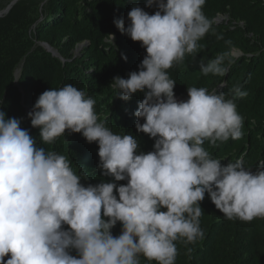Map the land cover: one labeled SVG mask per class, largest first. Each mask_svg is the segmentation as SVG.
<instances>
[{
    "label": "clouds",
    "instance_id": "1",
    "mask_svg": "<svg viewBox=\"0 0 264 264\" xmlns=\"http://www.w3.org/2000/svg\"><path fill=\"white\" fill-rule=\"evenodd\" d=\"M205 3L146 0L154 14L134 6L127 27L123 19L113 21L146 50L139 71L114 77L110 86L123 101L144 93L135 127L154 139L153 151L138 153V140L114 133L100 121L95 99L71 84L44 91L28 113L43 144L66 130L97 143L98 167L111 182L85 186L84 174L66 155L39 146L20 119L0 110V264H141V256L175 264L176 241L204 237L199 218L205 194L228 220L264 218V166L252 171L241 160L225 165L203 146L242 137L236 98L248 93L235 86L226 98L193 86L187 100L176 99V81L167 72L196 52L210 31L216 35ZM105 37L114 45V34ZM233 62L218 54L199 67L204 76L225 77ZM117 223L121 232L114 236Z\"/></svg>",
    "mask_w": 264,
    "mask_h": 264
},
{
    "label": "trees",
    "instance_id": "2",
    "mask_svg": "<svg viewBox=\"0 0 264 264\" xmlns=\"http://www.w3.org/2000/svg\"><path fill=\"white\" fill-rule=\"evenodd\" d=\"M145 5L146 0H19L0 18V110L6 118L20 119L21 127L37 139L39 146L66 155L77 174H84L81 183L85 186L113 179L102 175L98 167V144L67 130L53 144H43L39 129L31 127L28 113L44 91L71 84L95 99L94 110L100 121H106L114 133L131 134L138 140V153L153 151L154 139L135 127L134 113L144 93L123 101L110 86L114 77L127 79L129 73L139 71L146 56L140 42L122 34L113 21L123 19L127 27V15L134 6L149 14L157 10ZM203 12L214 21L216 35L222 34L224 39L218 40L210 31L198 41L196 52L186 54L182 62L167 70L176 81L175 98L187 100V88L193 86L215 89L226 98H232L235 86L246 91V97L236 98L237 111L244 119L242 137L218 141L215 146L206 141L203 146L225 165L241 160L255 171L264 166V0H206ZM109 34L115 36L114 45L105 37ZM229 40L231 45L225 43ZM234 52L238 55L233 56ZM218 54L234 61L227 75L204 76L200 64ZM117 183L126 185L127 181ZM200 207L204 237L192 243L176 241L175 264H264V218L228 220L207 194ZM111 231L118 236L121 225L117 223ZM140 261L155 264L142 256Z\"/></svg>",
    "mask_w": 264,
    "mask_h": 264
},
{
    "label": "water",
    "instance_id": "3",
    "mask_svg": "<svg viewBox=\"0 0 264 264\" xmlns=\"http://www.w3.org/2000/svg\"><path fill=\"white\" fill-rule=\"evenodd\" d=\"M17 1L19 0H11L10 3L3 10L0 11V18L4 17ZM42 46L47 52L51 53L52 56L57 57L55 51H53L47 44H42Z\"/></svg>",
    "mask_w": 264,
    "mask_h": 264
},
{
    "label": "rangeland",
    "instance_id": "4",
    "mask_svg": "<svg viewBox=\"0 0 264 264\" xmlns=\"http://www.w3.org/2000/svg\"><path fill=\"white\" fill-rule=\"evenodd\" d=\"M10 1L11 0H0V11L1 10H3L9 3H10ZM18 2V1H17ZM16 2V3H17ZM84 45H81L80 47H79V49H77V51L75 52V55L76 56H78L79 55V53H80V51H81V49H82V47H83ZM235 54H237L236 52H234L233 53V56L235 55Z\"/></svg>",
    "mask_w": 264,
    "mask_h": 264
},
{
    "label": "bare ground",
    "instance_id": "5",
    "mask_svg": "<svg viewBox=\"0 0 264 264\" xmlns=\"http://www.w3.org/2000/svg\"><path fill=\"white\" fill-rule=\"evenodd\" d=\"M17 75V74H16Z\"/></svg>",
    "mask_w": 264,
    "mask_h": 264
}]
</instances>
